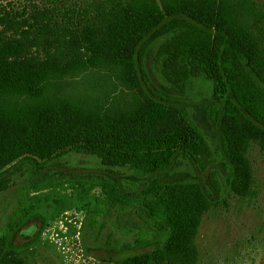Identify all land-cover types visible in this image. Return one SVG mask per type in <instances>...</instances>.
Instances as JSON below:
<instances>
[{
  "label": "trees",
  "instance_id": "obj_1",
  "mask_svg": "<svg viewBox=\"0 0 264 264\" xmlns=\"http://www.w3.org/2000/svg\"><path fill=\"white\" fill-rule=\"evenodd\" d=\"M40 14L46 21L39 31L78 34L92 53L66 63L39 61L24 54L28 32L0 29V193L15 185L16 174L25 172L38 189L52 184L43 179L49 167L65 169L78 178L80 198L99 187L116 218L142 223L130 224L137 230L132 242L114 240L96 251L99 260L195 264L198 216L223 199L224 185L237 176L230 139H264V7L254 0H61ZM150 52L152 69L181 94L194 79L211 82L203 110L219 154L186 103L152 81ZM94 70L111 85L83 84L84 72ZM70 153L94 158L98 167L77 174L54 162ZM185 164L196 179L163 180ZM92 198L97 217L100 199ZM36 215L29 204L20 208L11 232ZM21 250L10 234L0 236V264H22L15 257Z\"/></svg>",
  "mask_w": 264,
  "mask_h": 264
},
{
  "label": "rangeland",
  "instance_id": "obj_2",
  "mask_svg": "<svg viewBox=\"0 0 264 264\" xmlns=\"http://www.w3.org/2000/svg\"><path fill=\"white\" fill-rule=\"evenodd\" d=\"M254 1L264 7V0ZM60 2L0 0V29L14 36L28 32L24 42L27 57L39 61L50 58L61 63L87 59L92 53L91 44L78 34L72 38V34L65 31L54 30L53 34H48L38 30V25L46 21L40 14L42 9ZM151 56L152 52L147 56L146 68L152 81L171 98L186 103L192 120L219 154L217 132L209 125L203 110L204 104L211 102V82L202 77L194 79L181 94L152 69ZM82 76V82L87 86L107 88L111 85L108 75L101 70L85 71ZM230 140L237 157V176L231 184L224 185L223 199L198 216L195 264H264V139ZM56 161L77 174H82L83 168L98 167L94 158L72 153ZM68 173L59 167H49L43 179L52 184L38 189L30 187L25 172L24 175L16 174L13 176L15 185L0 193V236L10 234L12 244L22 247L15 256L22 264H113L99 260L94 256L95 252L110 249L114 240L121 245L136 238L137 230L131 229L130 224L141 227V221L129 220L126 216L116 218V212L107 209L99 187L89 191V201L80 198L78 178H72ZM194 179L195 170L185 164L163 180L187 182ZM88 186L86 184L83 189ZM192 193L194 196L188 194L194 203L196 194ZM92 197L100 199L101 214L97 217L91 212L96 205ZM27 204L37 211V215L11 232L10 221ZM92 220L96 223L90 228L88 225ZM33 227L36 232L28 235L27 231ZM11 257L6 260L11 262Z\"/></svg>",
  "mask_w": 264,
  "mask_h": 264
},
{
  "label": "flooded vegetation",
  "instance_id": "obj_3",
  "mask_svg": "<svg viewBox=\"0 0 264 264\" xmlns=\"http://www.w3.org/2000/svg\"><path fill=\"white\" fill-rule=\"evenodd\" d=\"M36 232V229H35V227H33L31 230H28L27 231V234L28 235H32L33 233H35Z\"/></svg>",
  "mask_w": 264,
  "mask_h": 264
}]
</instances>
